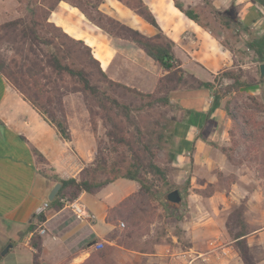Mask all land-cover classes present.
<instances>
[{
	"label": "rangeland",
	"instance_id": "rangeland-1",
	"mask_svg": "<svg viewBox=\"0 0 264 264\" xmlns=\"http://www.w3.org/2000/svg\"><path fill=\"white\" fill-rule=\"evenodd\" d=\"M56 1L0 0V64L8 67L13 60H19V55L29 56L34 61L36 58L33 55H49L44 45L34 36L29 37L32 34L30 31L24 38L23 22L17 29L4 28L9 23L25 21V25L34 26L43 38L52 41L61 50V56L70 55L67 63L72 61L74 66L83 67L81 48L44 22L46 8ZM71 1L82 4L89 15L97 19L93 11L96 0ZM181 2L186 9H195L210 31L232 49L235 67L231 70L247 84L237 91L234 81L222 75L215 83L213 93L222 96L219 109L225 115L224 119L220 118V133L225 130L228 145H215L212 163L209 156L204 155L203 162L195 170L193 157L181 159L179 163L173 161L175 136L171 142L160 139L162 134L173 132L183 116L181 109L173 102L167 107L151 108L148 100L130 92H111L112 97L127 109H119L118 116L116 109L110 112L120 137L128 140L125 144H119L116 138H109L113 125L107 113L99 107V99L91 93L72 92L76 87L80 90L79 84L76 86L67 78L58 80L48 63L36 67L41 73L40 77L42 70H45L46 76L38 83L44 95L38 103L40 106L46 105L57 120L65 117L69 129L71 123L79 131L87 128L92 133L93 163L105 159L108 170L110 166L116 167L121 175H125L131 167H138L144 173L152 190L150 198L129 207L130 210L135 207L134 212L129 219H123L126 228L116 235L117 245L130 251L128 257L134 264H147L146 261H150V264H247L243 257L244 247L250 264H264V113L258 111L260 107L264 108V82L260 74L262 63L255 52L248 49L250 41L264 35V4L260 0ZM33 10L37 11L36 17L31 16ZM33 20L40 26L32 23ZM88 71L96 73L90 68ZM92 85L101 92L106 90L97 74ZM24 90L33 97L36 88L26 86ZM227 106L238 117L240 126L246 125L255 134L254 138H241L239 126L225 110ZM227 121L228 126L225 127ZM231 131L235 133L234 139L238 144L229 159L222 148L233 147ZM150 159L167 171L166 181L147 174L145 167ZM107 176H100L98 180L105 181ZM174 190H178L182 196L180 204L170 203L167 199ZM239 234L246 236L236 239ZM194 245L190 255L183 254ZM113 249L104 246L100 253L105 260L98 261V264H117L119 254ZM3 251H0V264H12L16 259L14 252L2 256ZM19 256H26L27 261L31 259L29 253ZM195 256H199V259ZM21 260L23 264L27 263ZM191 260L192 263L189 262Z\"/></svg>",
	"mask_w": 264,
	"mask_h": 264
},
{
	"label": "crops",
	"instance_id": "crops-1",
	"mask_svg": "<svg viewBox=\"0 0 264 264\" xmlns=\"http://www.w3.org/2000/svg\"><path fill=\"white\" fill-rule=\"evenodd\" d=\"M143 1L174 43L173 52L186 75L201 82H214L216 75L235 67V55L219 38L180 12L173 0ZM74 4L71 0L57 3L50 22L85 42L111 80L153 93L165 75L159 64L134 42L113 38L101 30ZM98 9L146 37L157 34L153 26L118 0H103ZM171 102L183 113L175 126L177 162L193 157L196 170L206 155L212 163L215 145H228L225 130L220 133L224 111L217 109L209 115L213 97L205 90L182 89ZM70 132L71 140L61 139L56 128L0 73V251L12 246L7 253L16 255L12 264H23L21 259L27 261L26 256H19L23 253L31 254L26 264H98L95 259L100 250L109 246L119 254L117 264H134L128 257L130 251L116 242L117 233L126 228L123 219H129L134 212L125 202L140 190L138 182L125 178L94 194L81 193L70 202L83 210L82 217L76 216L69 204L65 203L62 209L50 206L44 214L47 232L35 237L40 250L33 246V239L29 241V226L36 225V210L48 201L53 187L59 180H79L94 161L92 133L87 128L79 131L71 123ZM117 208L120 209L113 212ZM194 247L183 254L190 255ZM195 258L198 260L199 256Z\"/></svg>",
	"mask_w": 264,
	"mask_h": 264
},
{
	"label": "trees",
	"instance_id": "trees-1",
	"mask_svg": "<svg viewBox=\"0 0 264 264\" xmlns=\"http://www.w3.org/2000/svg\"><path fill=\"white\" fill-rule=\"evenodd\" d=\"M60 1L62 0H57L51 7L46 8L47 12L44 16V22L45 24L50 25L56 30L60 31L63 36L68 39L73 45L79 46L81 48L80 51L81 57L83 59V67L78 68L74 66L72 61L71 63H67L68 58H71L70 55L61 56V50L57 48L52 41L43 38L34 28V26L30 27L29 25H25V21H15L5 25L4 28L14 27L15 29H17L23 22V26H25L23 30V34L25 36L24 38L28 36L27 31H30V33L32 34L29 37L33 38L34 36V39H36L38 42L44 45L45 48L49 50V55H42V57L40 55H33V58H36L35 61L32 60V58H30L29 56L19 55V60H13L8 67L1 63L0 73L9 80V82L23 95L25 100L29 102L42 117H44L51 125L56 128L58 135L63 140H71V132L66 118L63 117L60 120H57V118H55L54 115L51 114V111L47 109L46 105L40 106L38 103L44 98V95H42L41 87L38 85V83L41 81V78L43 80L46 78V76L44 73L45 70H42L43 75L42 77H40L41 73L38 72L36 67L42 66V64L44 63H48V67L53 70L58 80L64 81L67 78L69 81H73L76 86L79 84L80 90L78 89V87L75 86L76 88L75 90H71L72 92H81L84 94L91 93L99 99V107L102 111L107 113V117L113 125V130L109 133L108 136L111 139L116 138L119 144H125L128 142V140H126L124 137H120L117 128L118 126L110 112L116 109V115L118 116L120 115L118 113L119 109H127L125 106H122V104L117 99L112 97L111 92L115 90H123L126 92H130L136 96H139L142 99H146L148 100V106L151 108L156 106H170V102L172 101L174 94L182 89L205 90L210 93L213 97V104L209 111V115H211L215 110L220 108V103L222 100V96H220L219 93H213L215 89V83L217 82L219 76L222 75L224 78H229L233 80L235 89L237 91L247 86V84L242 81L241 77H237L236 75H234V72L231 69L223 71L216 75L214 82H201L193 75H186V72L181 68V61L176 58L173 52L174 43L167 36H165L153 12L143 0L118 1L126 7L130 8L133 12H135L138 16H140L143 20H145L148 24H150L157 30V34L151 38L146 37L139 31L134 30L120 23L116 19H113L100 12L98 6L103 0H96V6H94L93 9L94 13L97 15V19L92 18L82 4H74V6L79 8L89 20H91L101 30L105 31L113 38H123L134 42L150 58H152L156 63H158L161 69H163L165 72V75L161 77L157 89L153 93H143L138 91L137 89L115 82L111 80L107 76V74L102 70L100 62L93 56L91 48L86 45L85 42L72 38L61 28L56 26L54 23L50 22V14L52 10H54L57 6V3H59ZM173 1L175 7L180 12H182L188 19L194 21L203 29L208 30L211 34L214 35V33L210 31L208 26L202 22L199 13L195 9H186L181 0ZM260 1L264 4V0ZM31 16L36 17L37 11L33 10ZM32 23L36 25V23L38 22L33 20ZM38 25L40 26L39 23L37 24V27H39ZM221 43L233 53L232 49L228 48L223 42ZM248 49L253 50L259 58V61L262 64L264 63V35L250 41L248 43ZM31 52L36 54L33 49H31ZM88 68H90L96 73H90L88 71ZM96 74L99 77L100 83L106 87V90L103 92H101L100 90H98L97 87L92 85V81ZM262 82H264V79L262 80ZM26 86H35L36 91L33 97L26 94V91L24 90ZM253 101L255 104H258L256 99H253ZM225 110L228 113L230 119L235 123V125L239 126V131L242 139L248 140L254 138L255 134L249 131L246 125L240 126L238 117L235 116L232 112H230L228 106ZM258 111L264 113V108L260 107ZM230 135L232 138L233 147L222 148L223 153L227 154L229 159L232 158V154L238 144L237 141H235L234 139L236 136L235 133L231 131ZM174 136L175 128L173 129V132L171 131L168 135L162 134L160 139L165 138L166 141L171 142L174 140ZM176 153V151L172 153L173 161L176 160ZM41 160H43L42 157ZM107 167L108 163L105 161V159H103L101 162L97 160L92 165L86 167L83 170L82 177L79 180L73 178L67 180H59L58 182L62 184V189L60 190L58 197L53 202H51V206L55 209H62L65 205V203L63 202L64 199L67 198L69 202H74L80 196L81 193L94 194L105 186L114 183L120 178L132 180L140 184L139 192L135 196L127 200L125 202V206H131L134 203H137L138 201L149 200L152 190L150 189L147 183L148 181L144 176V173H142V171H140L138 167L128 168L125 175H121L120 171L116 170V167L110 166V171ZM145 170L147 174L159 176L163 181L167 180V171L158 166L157 163L152 159L148 161ZM107 175H109L110 177H108ZM100 176H107L106 180L99 181L98 179L100 178ZM122 207L123 206H121L120 208ZM120 208L114 209L113 212L118 211ZM34 218L36 219V225H41L46 222L45 215H41L39 217L34 216ZM36 225L34 223L31 224L29 226V231L35 230L37 228ZM245 236V234H239L236 236V239H241ZM33 246L37 250H40L39 239L35 237L33 238ZM243 257L245 262L247 264H250L248 261V255L245 247ZM95 260H105L104 255L99 253Z\"/></svg>",
	"mask_w": 264,
	"mask_h": 264
},
{
	"label": "built area",
	"instance_id": "built-area-1",
	"mask_svg": "<svg viewBox=\"0 0 264 264\" xmlns=\"http://www.w3.org/2000/svg\"><path fill=\"white\" fill-rule=\"evenodd\" d=\"M63 202L70 205L71 209L73 210V212L75 213L76 216H78V217L84 216L83 210L79 206H77L76 203H70L69 201H67V199H64ZM50 206H51V202L46 201L44 204H42L40 207H38L36 210V217L44 215L46 213V211L50 208ZM46 232H47V230L44 227V223H43V224L39 225L38 229L32 231L29 234V241L32 240L36 236H43L44 234H46ZM97 247L102 248V245H97Z\"/></svg>",
	"mask_w": 264,
	"mask_h": 264
},
{
	"label": "water",
	"instance_id": "water-1",
	"mask_svg": "<svg viewBox=\"0 0 264 264\" xmlns=\"http://www.w3.org/2000/svg\"><path fill=\"white\" fill-rule=\"evenodd\" d=\"M260 74H261V79H264V63L260 65ZM61 189H62V184L57 183L50 192L48 201L53 202L58 197ZM167 199L170 203L173 204H180L182 202V196L178 190H174L170 192L167 196ZM11 247H12L11 245H8L2 252V256H5L9 252Z\"/></svg>",
	"mask_w": 264,
	"mask_h": 264
}]
</instances>
